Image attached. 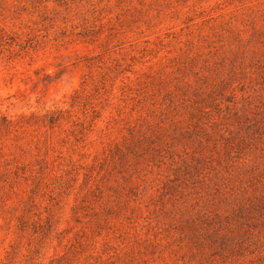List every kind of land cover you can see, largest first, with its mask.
<instances>
[{
    "label": "rangeland",
    "instance_id": "374dc122",
    "mask_svg": "<svg viewBox=\"0 0 264 264\" xmlns=\"http://www.w3.org/2000/svg\"><path fill=\"white\" fill-rule=\"evenodd\" d=\"M0 264H264V0H0Z\"/></svg>",
    "mask_w": 264,
    "mask_h": 264
}]
</instances>
